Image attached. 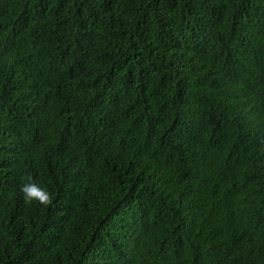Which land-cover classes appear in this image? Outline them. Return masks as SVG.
<instances>
[{
    "label": "trees",
    "instance_id": "1",
    "mask_svg": "<svg viewBox=\"0 0 264 264\" xmlns=\"http://www.w3.org/2000/svg\"><path fill=\"white\" fill-rule=\"evenodd\" d=\"M0 264H264V0H0Z\"/></svg>",
    "mask_w": 264,
    "mask_h": 264
},
{
    "label": "clouds",
    "instance_id": "2",
    "mask_svg": "<svg viewBox=\"0 0 264 264\" xmlns=\"http://www.w3.org/2000/svg\"><path fill=\"white\" fill-rule=\"evenodd\" d=\"M20 193L28 202L35 201L41 205L50 202V194L44 188L39 187L35 182L24 183L20 187Z\"/></svg>",
    "mask_w": 264,
    "mask_h": 264
}]
</instances>
